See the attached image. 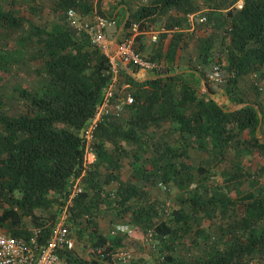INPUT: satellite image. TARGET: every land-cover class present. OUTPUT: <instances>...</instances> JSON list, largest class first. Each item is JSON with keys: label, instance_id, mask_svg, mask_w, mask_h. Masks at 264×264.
Here are the masks:
<instances>
[{"label": "trees", "instance_id": "1", "mask_svg": "<svg viewBox=\"0 0 264 264\" xmlns=\"http://www.w3.org/2000/svg\"><path fill=\"white\" fill-rule=\"evenodd\" d=\"M237 1L150 0L130 13L123 27L136 23L139 31H146L159 24L165 30L162 40L169 39L167 56H170L179 47L177 39L182 37L183 19L196 12L198 4L218 9L232 7ZM84 5L85 0H55V6L64 15L73 9L86 16L87 13L78 12ZM227 17L231 48L223 64L230 74V85L234 78L264 68V0H242V7L230 9ZM26 27L35 36V52L43 59L49 83L42 95L20 91L28 101L29 112L16 116L0 112V204H7L0 213V224L8 222L12 227L10 234L21 236L23 232L18 228L21 218L33 216L36 209L65 206L72 222L86 221V226L78 228V237L85 238V228H89L91 246L96 253L101 247L106 258L109 251L118 247V242L100 235L96 220L113 210L118 219L132 226L129 233L132 237L135 233L144 235L146 227H153L159 237L166 235L160 238L162 249L187 225V219L197 222L209 219L218 210L228 214L230 208L242 202V214L231 219L234 225L224 248L214 249L209 253L210 259L196 264H246L256 255L264 259V228L254 230L264 224V195L257 196L250 190L233 201L210 188H205L209 194L205 192L203 196L194 185L187 197L177 201L178 208L171 206L169 214L173 216L169 221L166 203H161L153 193L159 188L158 182L165 186L162 192L166 193L172 186L189 187L195 183L196 174L205 173L201 166L187 162L188 142L193 138L197 139V146L216 148L219 154L231 146L234 158L253 154L264 159V141L255 133L259 122L255 106L261 111L258 103L238 98L235 103L246 105L229 110L188 81V72L165 70L163 74L157 72L160 75L136 81L125 71L133 102L124 105L117 115L103 113L99 117L93 130L96 160L84 169L85 142L80 130L103 103L111 83L109 58L89 41L75 38L62 25L54 24L48 30L0 8V30L16 33ZM11 58V52L0 44V87L10 69ZM189 75L197 83L203 80L210 94H214L202 75L194 71ZM163 123H168L170 130L168 126L164 129ZM179 156L185 157L178 160ZM127 164L132 169L123 178L122 169ZM233 165L241 171L240 164ZM248 170L241 174L252 181L253 174ZM232 174L230 170H221L224 185L229 181L222 176L228 175L230 179ZM78 177L81 191L70 198ZM235 224L246 231L244 238L242 233L236 235ZM49 236L50 229H43L38 239L47 243ZM61 254L68 264H95L77 260L72 251ZM163 254L162 263L168 258L171 264H193L174 261ZM133 260L139 261L136 257Z\"/></svg>", "mask_w": 264, "mask_h": 264}, {"label": "rangeland", "instance_id": "2", "mask_svg": "<svg viewBox=\"0 0 264 264\" xmlns=\"http://www.w3.org/2000/svg\"><path fill=\"white\" fill-rule=\"evenodd\" d=\"M149 1L150 0H85L84 7L78 8L79 13H87L86 16H84L85 14L83 15V20L88 19L90 15L94 13L107 15L115 20V25L112 26L109 33V44L113 49L111 53L109 52V55L113 58H115V56L121 58L123 64L116 65L115 63L114 72L110 69L111 80L113 82L111 87L113 100H122L125 96H133L124 75L126 71L125 67H130L131 71L135 74L141 69L139 66L133 65L128 55L123 53L121 56V54L117 52L118 45L122 42H128L130 39L129 35L133 34V32L130 31L132 25L128 28H124L123 26L120 28V26L125 17L128 18L130 13L148 4ZM237 3L236 6L234 4L229 8L218 9H211L204 4H198L196 12L200 15L205 14L207 17L206 22L200 23L197 21L195 29L189 31V29H191L189 16L184 18L181 24L183 29L181 32L182 37L177 39L179 47H176L175 50H177V48L191 47L193 52L197 51V61L208 65L211 71H213L214 65H219L218 82L211 80L203 70V67L198 65V62L197 66L191 64V66L188 67L189 71H187L189 74H192L191 70H195L207 80L214 90L215 95H212V97L216 99L218 104L223 105L225 108H229L230 105L236 107L243 103H235V100L242 98L248 103H258L260 105L261 111L257 106L255 107L256 110L260 112L262 121L259 129L256 130L255 133L260 140L264 141V68L256 72V75L250 73L236 77L229 85L228 79L230 78V74L226 72L225 64H223V60L226 58L231 48L229 38L230 25L227 13L230 9H240L242 7L239 1ZM120 4H124L128 12H126L123 7L118 8ZM0 8L11 15L23 17L33 25L44 27L48 30L54 24L62 25L75 38L81 39V41L84 39L87 43L89 41L92 44L87 32L81 27L80 23L68 19L67 16L64 15V12L55 6V0H0ZM152 29L160 30L159 39L162 41L161 35L164 31L161 30V26L156 24ZM116 36L117 40L114 43V38ZM34 39L35 36L30 31L29 27L16 33L0 30V44L4 49L10 51L12 55L10 69L7 71L5 81L0 87V112L7 116H16L19 113H27L30 111L28 101L20 95V91L23 90L25 93L28 92L33 95H42L47 89L49 83L48 76L45 71L43 59L35 52L37 44L33 43ZM140 39L142 40L141 35L137 34L133 40L134 44H132V49L139 54L140 57L148 59L146 55L144 56L141 54V50L138 48ZM152 44L155 43L153 42ZM182 44L183 46H181ZM125 56H127V59L124 58ZM157 64L168 70V66L165 63L157 61ZM189 74L186 75V79L191 81L196 87L198 85L200 90L205 92V87H207V85L204 81L200 80V82L197 83V79ZM256 81L258 84L255 83ZM123 106L122 104V107ZM109 111L111 113L115 112L114 109H109ZM163 124H165L163 125L165 127L164 129L168 126L170 130L168 123ZM175 135H177V133H175ZM202 151L204 153L191 151L190 159L194 161L195 165L201 166L205 170V173L196 174L195 183L189 187L185 185L178 187L172 186L170 189L166 190V193L161 192L159 188L153 190V193L158 197L161 203H169L170 206L177 205V201L185 196L187 197L189 191L191 192L193 190L194 185H197L198 193L201 194L202 192L203 196H205V192L209 194L205 188H210L214 189L219 194L227 195L229 198L233 199V201L240 199L242 195H245L250 190L257 196L264 195L263 158L258 155L244 154L239 157L235 156V158H239V160H235L233 147L231 146L226 148L222 154H219L216 148L211 147H208L207 150L202 148ZM187 162L191 163L189 160H187ZM235 162L241 165V171H237L239 168H235L236 170L234 169L235 165H233V163ZM131 169L132 167L128 166V164L122 169L123 178L127 177ZM224 169L227 171L230 170V173H233L230 179H228V175L222 176L223 179L229 181L227 185L223 184L220 177V172ZM245 169H249L248 171L253 174L250 176V179H252V181L250 180L251 182L248 181L246 175L241 174ZM212 177L215 179L213 182L210 180ZM112 186L115 185L113 184ZM253 186H255V188H253ZM108 187L109 186H107V188ZM16 195H19V193H16ZM241 203L242 202H238L237 207L233 209L230 208L228 214L220 213V210H218L216 214L212 215L209 219L201 218L198 222H196L197 220L194 221L197 224H190L188 228L184 230L180 228L176 236L166 242L168 246H163L162 249L164 250L161 249L162 241L157 237H154L157 247L141 246L139 241L143 235L135 233L136 236H131V238L137 239L138 241H135L134 246L127 250L132 253V256L136 255L135 257L139 259V261L133 260L135 261L133 262L130 260L126 264H153L158 258L162 259L163 262V253V255H168V257H171L174 261L193 262V264L207 261L211 258V254L209 253L216 248L223 249L225 243L230 239V231L234 225L231 219L242 214ZM6 207L7 204H0V213ZM172 216L173 215L170 214L169 221L172 220ZM59 220H63L66 223V239L73 245L74 248L71 251L73 257H76L77 260L80 259L84 263L95 261V264H122L118 260L112 259L110 256L106 258L98 257V253H96L95 249L91 246V233L88 232L89 228H85V235H87L85 238L78 237V228L86 226V221L81 220L76 223L72 222L64 207L59 209L56 205H53L47 209L38 208L34 211L33 216H23L18 228L23 232L22 235L24 236L25 234L28 235L32 233L34 229L43 228L52 230L54 223ZM122 221L125 220L118 219L115 210L109 212L104 217H100L96 220L100 235L108 237L107 231L110 226ZM0 226L8 233L12 228L8 222H3ZM259 226V229L254 230L264 228V224ZM149 229L150 227H146L144 233ZM243 229L244 228L240 225L235 224V233L236 235L237 233H240V235L242 233V238L246 236V231ZM241 230H243V232H241ZM136 253L139 254L137 255ZM257 257L258 255L255 256L252 262H246V264H264V259H259ZM162 262L160 264L172 263L168 258H166L164 263Z\"/></svg>", "mask_w": 264, "mask_h": 264}, {"label": "built area", "instance_id": "3", "mask_svg": "<svg viewBox=\"0 0 264 264\" xmlns=\"http://www.w3.org/2000/svg\"><path fill=\"white\" fill-rule=\"evenodd\" d=\"M240 3V1H239ZM238 4V3H237ZM236 6V3H235ZM241 6V4H240ZM68 19H72L74 21H78L81 27L87 32L90 41L93 46H96L102 53H104L110 62V69L114 72L115 63L123 64L121 58L115 56V58L110 57L109 52L111 53L113 49L109 44V36L108 28L115 25V20L110 18L107 15L94 13L90 15V17L86 20H83V15L78 14L73 9H68L65 13ZM205 14H197V12H192L189 15V21L191 24V28L195 29L197 21L200 23L206 22ZM138 30V26L136 23L132 24L131 31L134 33L135 30ZM161 30L164 31V28L161 27ZM141 32V31H140ZM146 32L149 33V36L153 42H157L159 40V29H148ZM117 37V36H116ZM115 37V38H116ZM130 41V40H129ZM128 41V42H129ZM116 39H114V43ZM128 42H122L118 45L117 52L121 54L128 55V57L132 60L133 65L139 66L141 69L144 67L156 69L157 72L163 74L166 70L164 67L158 66L152 61L140 57L132 49L133 41L128 44ZM122 48H126L122 49ZM127 59V56L124 57ZM219 65L213 66V76H211V80H218L219 74ZM112 80L107 90L104 93V100L102 105L99 107L98 112L95 114L93 118L88 120L85 126L80 130V136L83 138L85 144L83 149V166L86 169L89 164L96 160L95 152L93 149V130L96 126V123L99 117L103 113H108L111 115H117L123 105H128L133 102V96H125L122 100H113L111 94ZM109 109H114V113H111ZM81 178L78 177L75 181L73 192L70 198L77 192L81 191ZM64 209L67 211L66 207ZM66 223L63 220L56 221L54 223L53 229L50 230V236L46 239L47 243H43L39 241L38 237L42 232V228L34 229V231L26 236H13L8 233L5 229L0 226V264H68L66 260L63 258L61 253H66L71 251L74 247L73 245L66 239L67 237V229L65 227ZM133 230L132 226L125 222H117L114 225L110 226L108 233L111 236H117L119 234L129 235ZM144 237V245L155 247L154 244V232L149 229L143 235ZM97 253L100 257H103L101 247L97 248ZM107 256H110L112 259L118 260L122 264L128 263L132 259V253L127 249H113L109 251ZM161 259L155 260L153 264H160ZM73 264V263H72Z\"/></svg>", "mask_w": 264, "mask_h": 264}, {"label": "crops", "instance_id": "4", "mask_svg": "<svg viewBox=\"0 0 264 264\" xmlns=\"http://www.w3.org/2000/svg\"><path fill=\"white\" fill-rule=\"evenodd\" d=\"M240 4H242L241 1H240ZM120 5L118 6V8H121ZM111 29H112V27L108 28V33H107L108 36H109ZM133 30H135V29L133 28ZM190 30H193V29L191 28V29H189V31ZM181 31H183V29H181ZM164 32H165V30H164ZM137 34H140L142 37V40L140 39L139 45H138L139 50H141L140 51L141 54L144 56L146 55L148 57V60L152 61V63H155L156 65H157V59L160 58V62L165 63L168 66V70H167L168 72H170V73L187 72V71H189L188 67L191 66V64L197 66V62H198V65L203 67V70L206 72V74L210 78H211V76H213L214 73L211 72L210 67L208 65L197 61V51L193 52V49L191 47L177 48V50H175L174 53L170 54V56H167V49L169 47L168 46V42H169L168 38H166L164 41L163 40L161 41L159 39L160 41L158 40L157 42H154L155 44H152L153 41L151 40L148 32H146V31H141V32L137 31L136 32V30H135V32L133 34L129 35L130 41L128 42V44H130V42L134 40V38ZM117 35H118V33H117ZM119 36H121V35H119ZM122 45H124V43H122ZM122 49L126 50V48H122ZM125 69H126L127 73L129 75H131V77L133 79H135L136 81H143L149 77H154V76L160 75L157 73L156 69L147 68V67L140 69L136 74L131 71L130 67H128V68L125 67ZM191 71H194L195 74H197V71H195V70H191ZM226 72L229 73L227 70H226ZM254 75H256V74H254ZM216 82H218V80H216ZM255 83L258 84L257 81ZM212 95L214 96L215 94H211L210 96L212 97ZM232 107H233V105L229 106V108H232ZM191 151H198V152L204 153L202 151V148L197 146V139L196 138L189 140L188 147H187V154L189 155V158H187V160H189L191 162V164L195 165L194 161H191V159H190ZM184 157L185 156H179L178 160H182V159H184ZM157 186L160 188L161 192L164 191L163 189H165V186L163 184L158 182ZM179 206L180 205L177 204V206H175V208H178ZM170 211H171V206L169 205V203H166L165 215H167V217H168V215H170L169 214ZM162 219L164 220L166 218L163 217ZM196 220L197 219H192V218L187 219L186 220L187 225H183L182 229L184 230V229L188 228V226L190 224H197L194 222ZM179 223L182 224L183 222L180 221ZM150 229L153 230L154 237H157L159 239L166 237V235H161L159 237L158 234L155 235V231H154L153 227H150ZM107 234H108V238H113L114 241L118 242V245H117L118 247L116 249L132 248L134 246L135 241H138L137 239L131 238L130 235L119 234L117 236H111L108 233V231H107ZM143 240H144V237L140 238L139 243L141 244V246L144 245ZM154 245H155V247H157L156 244H154ZM155 247H153V248H155ZM136 254L138 255L139 253H136ZM135 256L133 255L132 257H135Z\"/></svg>", "mask_w": 264, "mask_h": 264}, {"label": "water", "instance_id": "5", "mask_svg": "<svg viewBox=\"0 0 264 264\" xmlns=\"http://www.w3.org/2000/svg\"><path fill=\"white\" fill-rule=\"evenodd\" d=\"M120 6L123 7V8L125 9L126 12H128V9H127V7H126L124 4H121ZM126 20H127V17H125V19H124L122 25L120 26V28H122V26H124ZM115 39H117V37H116ZM205 90H206V92L208 93V95H211L207 87H205ZM245 105H246V103H243V104H240L239 106L229 108V110L239 109V108H241V107H243V106H245ZM257 115H258V118H259V122H258V127H257L256 130L259 129V126H260L261 121H262V116H261V114H260V112H259L258 110H257Z\"/></svg>", "mask_w": 264, "mask_h": 264}, {"label": "clouds", "instance_id": "6", "mask_svg": "<svg viewBox=\"0 0 264 264\" xmlns=\"http://www.w3.org/2000/svg\"><path fill=\"white\" fill-rule=\"evenodd\" d=\"M239 1H241V0H239ZM237 2H238V1H237ZM237 2H236V3H237ZM241 3H242V2H241ZM241 6H242V4H241ZM113 19H114V18H113Z\"/></svg>", "mask_w": 264, "mask_h": 264}]
</instances>
